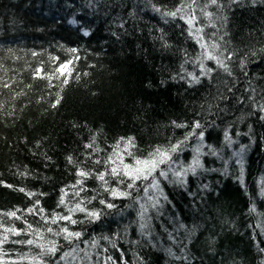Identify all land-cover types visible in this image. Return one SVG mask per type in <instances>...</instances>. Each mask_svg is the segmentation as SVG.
I'll use <instances>...</instances> for the list:
<instances>
[{"label": "trees", "instance_id": "1", "mask_svg": "<svg viewBox=\"0 0 264 264\" xmlns=\"http://www.w3.org/2000/svg\"><path fill=\"white\" fill-rule=\"evenodd\" d=\"M215 3L0 0V264H264V0Z\"/></svg>", "mask_w": 264, "mask_h": 264}, {"label": "rangeland", "instance_id": "2", "mask_svg": "<svg viewBox=\"0 0 264 264\" xmlns=\"http://www.w3.org/2000/svg\"><path fill=\"white\" fill-rule=\"evenodd\" d=\"M217 1V0H216ZM202 3L205 6L208 5L212 6V5H216V3H213V0H198V3ZM203 12V15H201V13ZM201 13H198L196 11L192 12V16L188 19L189 22L191 23L192 27L195 29L196 31V35L201 38V46L205 49V53H206V60H210L212 58H214V55H223V52L220 48H218L217 43H216V31H213L214 28H212L209 33V37L208 39H210L209 43L205 44L203 39H202V32L204 29H206L207 27H212L211 26V22H210V17L207 16L205 10H202ZM71 24L74 26H77V23L74 19H71ZM216 30V29H215ZM206 40V39H205ZM207 41V40H206ZM211 43V44H210ZM213 62L215 64H217L216 60H213ZM204 145L200 142L198 145V149H203ZM202 151V150H201Z\"/></svg>", "mask_w": 264, "mask_h": 264}, {"label": "bare ground", "instance_id": "3", "mask_svg": "<svg viewBox=\"0 0 264 264\" xmlns=\"http://www.w3.org/2000/svg\"><path fill=\"white\" fill-rule=\"evenodd\" d=\"M83 33L84 34H87L88 32L84 30ZM61 67H62V69L65 70V69H68L70 67V64H64ZM91 180H92L91 177H89L87 179V182L89 183ZM155 182H151V184H150L151 188L149 189L150 190V193L148 194L149 197H151V196H157V195L159 196V194H160V188H159L158 184H156ZM69 197H70V201H68V203H66L63 207L57 209L58 212H60L62 214V216H59L58 217V219L56 220L55 224H58L61 221H67L69 219V218H67L68 217V211L67 210L69 208V204L72 206L73 203L76 202V198L78 196L72 195V196H69ZM132 221H130L129 223H131ZM99 227H101V226H99ZM94 234H95V232L93 230V235ZM70 236H72V235H70ZM106 243H107V240L105 239V242L102 244V246L105 247L106 246ZM68 253H69V250H67L65 253H63L62 257H59V260L58 261H60V260L63 261V259L65 260L67 258ZM14 261H16L17 263H19V261H21L20 260V257L17 254L15 256Z\"/></svg>", "mask_w": 264, "mask_h": 264}, {"label": "snow or ice", "instance_id": "4", "mask_svg": "<svg viewBox=\"0 0 264 264\" xmlns=\"http://www.w3.org/2000/svg\"><path fill=\"white\" fill-rule=\"evenodd\" d=\"M216 2V0H213V3H215ZM170 15H175V13H170ZM198 126V125H197ZM157 151V153L160 155V157H161V159L158 161L159 163H163L164 162V159H163V157L166 155L165 153H162L161 151H160V149H157L156 150ZM172 151L174 152V151H176V147H173L172 148ZM69 159H71V158H69ZM137 163H144V164H151V167L152 168H155L156 167V164H157V161H155V160H153V161H151V162H149V161H144V162H140V161H138ZM113 171L115 172V169H113ZM81 175H85V173H80ZM162 175H163V173H162ZM146 178V177H145ZM100 179H103V176H101L100 177ZM61 202H63V201H61ZM109 207H111V205H109ZM12 215H14V213L12 214ZM78 235V234H77ZM28 243H32L31 241H29Z\"/></svg>", "mask_w": 264, "mask_h": 264}]
</instances>
